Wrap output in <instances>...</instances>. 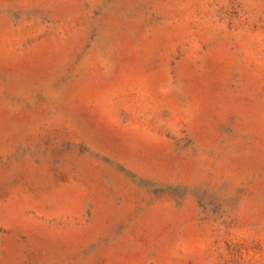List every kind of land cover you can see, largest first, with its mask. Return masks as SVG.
Here are the masks:
<instances>
[{"label":"rangeland","instance_id":"rangeland-1","mask_svg":"<svg viewBox=\"0 0 264 264\" xmlns=\"http://www.w3.org/2000/svg\"><path fill=\"white\" fill-rule=\"evenodd\" d=\"M0 264H264V0H0Z\"/></svg>","mask_w":264,"mask_h":264}]
</instances>
